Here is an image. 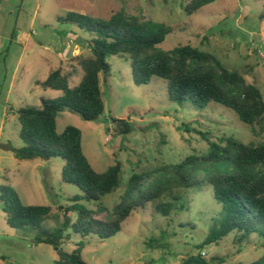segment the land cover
<instances>
[{"label": "rangeland", "instance_id": "obj_1", "mask_svg": "<svg viewBox=\"0 0 264 264\" xmlns=\"http://www.w3.org/2000/svg\"><path fill=\"white\" fill-rule=\"evenodd\" d=\"M189 1L0 0V189H14L25 205L50 206L53 217L43 223L44 227H59L64 216L60 207L71 206L70 199L84 193L63 182V159L20 161L8 148L24 146L18 109L40 107L42 99L55 100L63 95L43 89L39 83L50 71L69 69L73 57L88 52L83 40L87 33L59 20L68 13L107 19L123 8L143 20L161 23L171 28L158 46L161 51L185 44L211 51L226 67L256 84L264 95V0H215L188 16L185 5ZM108 62L111 76L106 81L100 76L104 94L101 118L86 121L65 109L56 125L59 133L67 126L81 130L83 153L96 171L104 172L121 163L119 188L102 198L108 209L120 201L132 174L206 153L208 139L234 135L245 143H264V130L252 133L233 110L217 103L198 108L192 102H172L165 80L155 77L147 85H136L129 62L118 57L108 58ZM77 72L72 86L82 78L79 67ZM113 119L130 121L132 132L117 135ZM174 194L180 200L174 201V209L167 216L153 213L157 202L148 204L137 209L114 237L106 240L73 234L62 248L72 252L84 241L81 254L87 264H184L200 253L209 264H251L264 258V239L256 235L242 247L231 233L218 244L198 248L221 218L223 205L209 185L178 189ZM78 203L95 208L93 202ZM71 216L75 218L76 213ZM33 239L34 233L9 227L0 201V264H56L55 249L36 245Z\"/></svg>", "mask_w": 264, "mask_h": 264}, {"label": "trees", "instance_id": "obj_2", "mask_svg": "<svg viewBox=\"0 0 264 264\" xmlns=\"http://www.w3.org/2000/svg\"><path fill=\"white\" fill-rule=\"evenodd\" d=\"M212 2L215 0H190L185 11L191 16ZM59 20L87 33L83 40L88 52L73 57L69 69L60 67L50 71L46 80L39 83L43 89L61 91L63 95L55 100L42 99L40 107L18 109L24 146L8 149L20 161L63 159V182L78 187L84 194L70 199L71 206L60 207L64 216L59 227L48 229L43 223L53 217L50 206L25 205L17 191L4 186L0 189V201L9 227L34 233L36 245L52 246L58 255L56 264H87L81 254L84 241L72 252L62 248L73 234L108 240L122 229L137 209L157 202L153 213L167 216L174 209V201L180 200V196L174 194L176 190L209 185L215 199L223 205L221 218L198 248L218 244L231 233L235 234L240 247L253 235L264 239V143H245L234 135H224L216 141L208 139L206 153L192 154L180 162L132 174L120 201L108 209L102 198L119 188L121 163L104 172L96 171L83 153L81 130L67 126L59 133L56 126L65 109L86 121L95 122L101 118L104 94L100 76L103 75L104 81L111 76L108 58L112 57L130 63L136 85H147L159 77L167 82L172 102L181 105L192 102L198 108L217 103L233 110L255 134L264 130L262 90L248 82L245 75L226 67L211 51L187 44L161 51L158 46L171 28L143 20L123 8L107 19L70 12ZM77 67L83 75L80 82L72 86ZM113 123L117 135L133 130V125L125 119H113ZM203 172L206 174L200 178ZM164 198L167 200L162 201ZM82 200L95 203V208L79 204ZM73 213H76L75 218L71 216ZM216 260L223 262V258ZM184 264L209 263L200 253L185 260ZM251 264H264V258Z\"/></svg>", "mask_w": 264, "mask_h": 264}]
</instances>
